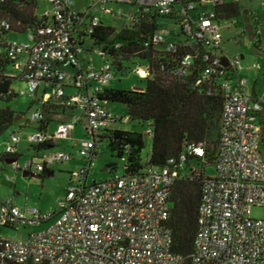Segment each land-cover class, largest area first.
<instances>
[{"label": "built area", "instance_id": "2783aa9c", "mask_svg": "<svg viewBox=\"0 0 264 264\" xmlns=\"http://www.w3.org/2000/svg\"><path fill=\"white\" fill-rule=\"evenodd\" d=\"M48 1L52 6L51 14L46 15L48 23L27 32L29 43L8 41L4 34L10 33V24L0 20V56L11 61L19 72L17 78L25 83L23 92L34 97L30 121L38 128L27 135L29 145L54 146L83 123L85 135L78 150L83 164L70 173L57 212L41 213L37 208H20L12 199H0V233L4 228L17 231L29 225L46 226L24 240L0 235V264H264V218L251 217L253 206L264 207V135L257 122L258 115L264 113V100L245 91L247 81L238 75L239 58L221 52V25L214 8L224 0L136 1L145 10L173 17L182 32L180 41H170L159 33L152 42L172 54L177 53L178 45L193 50L181 57L174 70L176 77L186 76L198 46L206 50L202 59L210 64L201 70L196 85L208 81L212 74L218 76L222 112L213 173L206 174L210 165L206 164L204 146L192 143L164 167L146 166L90 185L86 180L98 157L99 136L120 121L104 106L107 101L99 99L113 78V67L107 60L98 68L84 67L81 62L85 40L100 25V18L87 10H75L72 0ZM97 1L101 5L131 2ZM221 56L227 57L228 67L221 64ZM62 68L74 71L69 75ZM130 72L140 79L151 76L147 64H138ZM41 87L47 100L36 99ZM68 88L73 90L71 94H66ZM207 93L212 92L209 89ZM51 99H65L61 104L76 109V114L59 121L53 132L40 127L42 107ZM145 134L150 137L151 131ZM20 141L17 132L11 133L3 152L13 158L9 165L15 173L4 176L6 183H15L19 171L36 176L54 164L73 160V155L65 152L41 154L47 147L18 164ZM201 172L194 250L182 257L171 251L169 198L176 179L192 180Z\"/></svg>", "mask_w": 264, "mask_h": 264}, {"label": "trees", "instance_id": "16d2710c", "mask_svg": "<svg viewBox=\"0 0 264 264\" xmlns=\"http://www.w3.org/2000/svg\"><path fill=\"white\" fill-rule=\"evenodd\" d=\"M38 0H0V20L10 24V32L24 33L33 31L48 23L46 15L36 14ZM219 23L242 17L236 0H224L214 8ZM259 18L258 14H255ZM87 17V19H89ZM173 21L171 16H160L153 9L141 6L134 13L132 23L121 29L100 25L93 28L88 36L93 47L111 59L117 71H125L124 62L138 58L150 67L151 76L143 79V87L116 89L105 87L99 99L125 106L129 120L147 123L151 131V151L144 160L141 156L144 137L148 134L130 132L115 127L105 130L99 136L100 144H105L112 157L124 160L125 173L138 172L146 166L164 167L170 158H177L189 144H202L206 153V164L212 165L216 158L222 112V97L217 86L218 76L211 75L208 81L196 85L203 68L210 62L204 61L203 47H196L197 55L192 58V66L184 77H176L174 70L182 56L194 53L193 50L178 45L177 53L165 51L163 46L152 42L158 33L159 19ZM178 38L182 32L179 28ZM181 40V38H180ZM222 65L228 67V59L221 56ZM13 64L5 56H0V100L9 101L17 94L12 89L16 77L9 76L8 68ZM211 90V94L207 91ZM65 99H51L44 103L42 111L46 128L60 115L65 120L76 114L75 106L61 104ZM14 111L8 107L0 108V134L14 120ZM258 124L264 135V113L258 115ZM263 144V142H262ZM37 151L46 150L48 144L32 146ZM264 157V146L262 148ZM1 161L13 159L2 153ZM189 160L197 161L194 157ZM108 170L116 169V164L106 165ZM50 173L44 170L38 177L42 179ZM202 172L189 180L179 177L175 180L169 198L170 210L168 227L172 233L171 251L182 257L189 256L194 250L197 233L198 207L201 198Z\"/></svg>", "mask_w": 264, "mask_h": 264}, {"label": "rangeland", "instance_id": "374dc122", "mask_svg": "<svg viewBox=\"0 0 264 264\" xmlns=\"http://www.w3.org/2000/svg\"><path fill=\"white\" fill-rule=\"evenodd\" d=\"M137 0H131L129 3L110 2L107 1L103 5L97 0H72L73 8L83 12L87 10L90 15L97 16L100 20L116 29H121L129 26L132 23V17L138 10L139 4ZM241 11L250 10L252 16L256 13L251 11V8L257 9L263 16L264 27V0H236ZM52 11L51 3L48 0H38L36 14L38 16L50 15ZM260 16V15H259ZM261 18V17H260ZM179 26L172 20L165 18L159 19L158 33L162 34L170 41H178L176 31ZM222 43L221 52L230 58H239L240 69L238 75L245 78L247 84L246 91L252 93L261 100H264V48L262 52H256L252 46L251 35L248 34L244 27V20L241 17L234 18L230 21H223L221 23ZM12 42L29 43L28 33H8ZM84 51L80 54L82 64L86 66L91 65L94 68L100 67L103 60L111 63V59L102 55L97 47H93L90 38H86ZM138 64L144 65V62L138 58H133L130 62H124L125 71H117L113 68V78L107 85L108 87L116 89H132L134 87H143L145 81L130 72V69ZM65 70L72 75L73 69L65 68ZM8 73L13 74L16 79L13 80L12 89L17 94L9 101L0 100V108L8 107L14 111V120L11 125L0 134V156L4 152L9 141V136L13 131L18 132L21 141L17 146L18 164H24L30 157L34 156L36 149H33L27 142V135L34 132L37 123L30 121L32 111L35 108L33 103L34 97L23 92L25 83H22L18 77L19 72L11 66L8 68ZM72 89H66V94H71ZM42 89L37 91V97H40ZM104 106L120 121L116 122L115 126L119 129L145 134L148 130L147 123H139L128 119L127 111L124 105L113 102H106ZM17 118V119H16ZM54 124V123H53ZM53 126L57 127V123ZM67 139H58L54 147L48 148L44 155H50L57 152H65L73 155L72 161H64L53 165V175H46L43 179L38 176L24 177L22 172H17L15 183L9 184L4 181V176H14L12 167L1 161L0 158V199H13L14 204L20 208H37L41 213L57 212L59 211L58 200L65 197L66 189L71 181L70 173L76 172L82 166V160L78 156L79 143L84 137V128L78 125L74 131L69 133ZM261 148L263 144L261 143ZM151 151V140L148 136L144 137V148L141 156L145 160ZM39 160L38 158H35ZM116 164V169L104 171L106 165ZM195 165V163H193ZM124 171V160L112 157L105 144L99 145L98 157L95 161L94 168L89 172L86 184L90 185L93 182H100L113 178L114 176H121ZM213 173V166L206 168V174ZM40 175V174H36ZM15 185V187H13ZM251 217L254 219L264 218V207L253 206L251 208ZM27 226L20 230H13L4 228L0 235L14 237L19 240L27 238L31 232H37L45 228Z\"/></svg>", "mask_w": 264, "mask_h": 264}, {"label": "flooded vegetation", "instance_id": "af4514ba", "mask_svg": "<svg viewBox=\"0 0 264 264\" xmlns=\"http://www.w3.org/2000/svg\"><path fill=\"white\" fill-rule=\"evenodd\" d=\"M241 18L244 20V27L248 34L254 37L252 40L253 49L256 52H262L264 48V27L262 26V18H260V16L259 18L252 16L250 12L243 13Z\"/></svg>", "mask_w": 264, "mask_h": 264}, {"label": "crops", "instance_id": "0c3cea01", "mask_svg": "<svg viewBox=\"0 0 264 264\" xmlns=\"http://www.w3.org/2000/svg\"><path fill=\"white\" fill-rule=\"evenodd\" d=\"M77 11H79V10H77ZM251 11L252 12H255L256 11V13H259V15H260V17L262 18V21H263V16L261 15V13L257 10V9H255L254 7L253 8H251ZM250 12V10L248 9V10H244V11H242V13H249ZM251 13V12H250ZM101 23H103L102 21H101ZM175 23V22H174ZM104 24V23H103ZM104 25H106V24H104ZM220 25H221V23H220ZM108 26V25H107ZM111 27H113V26H111ZM115 28V27H114ZM116 29V28H115ZM28 31H26V32H24V33H27ZM22 34V33H21ZM176 36L178 37L179 36V34H178V31H176ZM4 37L8 40V41H10V42H12L11 40H10V38H9V35H8V33L7 34H4ZM178 41H180V38H179V40ZM83 66L85 67L86 66V64H83ZM65 72H67L66 70H65V68H62ZM72 70V69H71ZM68 73V72H67ZM109 88H112V87H110L109 86ZM40 89H42V93H41V96L40 97H37L36 99H40V98H42L43 97V88L41 87ZM245 89V88H244ZM245 91H246V89H245ZM248 92V91H247ZM250 93V92H249ZM252 96H254V97H257V95H255L254 94V92H252V93H250ZM258 98V97H257ZM43 99L44 100H47V96H45V97H43ZM55 119L52 121V122H50L49 124H48V126L45 128L47 131H49V132H53L54 130H56V126H53L55 123H57V125H58V122L59 121H62V120H60V119H62L61 117H59V116H53ZM17 119V118H16ZM54 123V124H53ZM78 125H81V127H83L84 128V126H83V123H79V124H77L75 127H74V129L72 130V131H74L75 129H76V127L78 126ZM38 128V126H35V128H34V131L36 130ZM13 132H16V131H13ZM12 132V133H13ZM18 133V132H17ZM70 133V132H69ZM84 134H85V129H84ZM57 144V142L54 144V146ZM54 146H49L48 148H51V147H54ZM19 156L20 155H18V158H19ZM6 163V162H5ZM50 170V173L48 174V176H52L54 173H53V167L51 168V169H49ZM30 177H33V176H31L30 175ZM13 187H15V185L13 186ZM13 200V199H12ZM13 203H14V200H13ZM17 206V205H16Z\"/></svg>", "mask_w": 264, "mask_h": 264}, {"label": "water", "instance_id": "95a60500", "mask_svg": "<svg viewBox=\"0 0 264 264\" xmlns=\"http://www.w3.org/2000/svg\"><path fill=\"white\" fill-rule=\"evenodd\" d=\"M251 39L253 40L254 37L251 36ZM260 140H262V138H261ZM12 161H13V160H6L5 162H6L7 164H10ZM103 170H104V171H107L108 169L105 167ZM23 176H24V177H27L28 175H27L26 173H24Z\"/></svg>", "mask_w": 264, "mask_h": 264}]
</instances>
